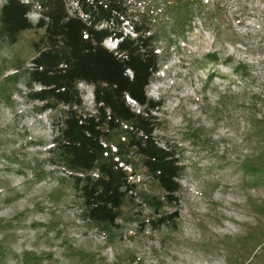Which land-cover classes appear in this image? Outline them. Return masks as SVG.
Listing matches in <instances>:
<instances>
[{"label":"rangeland","instance_id":"1","mask_svg":"<svg viewBox=\"0 0 264 264\" xmlns=\"http://www.w3.org/2000/svg\"><path fill=\"white\" fill-rule=\"evenodd\" d=\"M123 2L155 34L160 70L148 97L161 102L155 138L182 163L181 190L170 202L132 158L136 189L119 219H84L50 153L61 112L39 113L25 98L44 30L0 39V264H264V0ZM128 128L110 150L127 151Z\"/></svg>","mask_w":264,"mask_h":264},{"label":"trees","instance_id":"2","mask_svg":"<svg viewBox=\"0 0 264 264\" xmlns=\"http://www.w3.org/2000/svg\"><path fill=\"white\" fill-rule=\"evenodd\" d=\"M35 5L42 14L36 26L28 20ZM143 17L132 15L123 0H5L0 12V39L10 45L21 32L44 30L25 73V98L40 104L39 113L61 112L54 126L53 164L69 175L83 218L97 226L114 225L135 191L134 174L125 169L133 167L132 158L142 160L148 178L170 202L181 190L182 163L155 138L153 113L161 102L149 98L148 90L160 59L154 31ZM124 24L135 36L124 34ZM107 39L117 40V51L102 45ZM80 84L93 86L92 110L85 107ZM125 125L127 151L124 145L110 150L112 134Z\"/></svg>","mask_w":264,"mask_h":264}]
</instances>
